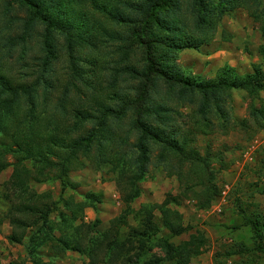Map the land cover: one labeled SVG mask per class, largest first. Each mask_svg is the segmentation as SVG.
I'll use <instances>...</instances> for the list:
<instances>
[{"label":"trees","instance_id":"16d2710c","mask_svg":"<svg viewBox=\"0 0 264 264\" xmlns=\"http://www.w3.org/2000/svg\"><path fill=\"white\" fill-rule=\"evenodd\" d=\"M19 3L27 18L19 33L0 37V61L5 57L19 64L23 55L15 59L14 48L20 44L26 47L37 24L44 31L39 55L32 65L26 66L24 62L21 72L14 71L11 64H0V174L12 169L0 193L5 203L0 207V226L8 221L11 227L8 241L21 244L27 233L34 230L28 237L29 255L43 246L54 255L69 250L82 254L88 259L84 264H129L144 250L149 237L159 232L154 211L159 212L160 223L171 236L182 235L185 232L182 215L165 201L141 206L135 213L139 229H130L128 238L120 237L127 209L110 222L100 238L89 237L91 226L83 221L84 212L101 202L100 194L86 193L81 201L71 196L55 201L50 192L38 193L33 186L53 179L60 182L62 193L75 191L79 184L68 176L69 172L87 166L98 170L109 165L120 199L129 205L140 195L138 183L150 164V144H153L159 148L157 163L165 165L169 176H177L180 185L194 181L191 186L186 185L185 192L204 199L199 209L208 208L218 194L212 184L215 172L210 166L221 158L210 155L208 147L200 155L195 139L200 135H226L229 130L244 126L231 118V92L242 90L249 98H255L264 92V73L259 66H253L251 74L241 76L225 65L213 80L202 83L182 73L174 62L182 50H198L211 42L223 16L239 8L246 9L259 25L263 41L260 53L264 54V0H19ZM58 32L67 43L71 72L76 80L81 79L82 70L74 52L96 47L103 36L122 58L120 63L126 65L130 55L138 51L141 69L126 65L122 71L135 83V96L116 97V103H98L92 109L69 97L65 84L53 106ZM222 37L225 41L231 38L225 32ZM7 47L8 56L3 54ZM160 92L168 101L195 107L186 133L175 124V116L182 118L178 110L165 106L167 100L163 104L155 100ZM58 110L64 114L62 122L57 120ZM66 110L71 112L69 119ZM250 115L257 128L259 123L264 124V111L254 110ZM124 117L130 118L131 131L136 132V140L130 144L112 127L113 120ZM107 142L112 143L109 148ZM121 145L124 147L120 152ZM185 166L189 168L183 175ZM199 170L204 174L201 180L195 178ZM194 186H199L200 192L193 190ZM59 202L63 211L57 206ZM55 212L58 222L50 220ZM244 219L251 227L256 251L264 253L260 221L245 215ZM204 244L203 235L195 232L178 245L162 240L161 249L167 260L189 264ZM158 263L155 259L148 264Z\"/></svg>","mask_w":264,"mask_h":264},{"label":"rangeland","instance_id":"374dc122","mask_svg":"<svg viewBox=\"0 0 264 264\" xmlns=\"http://www.w3.org/2000/svg\"><path fill=\"white\" fill-rule=\"evenodd\" d=\"M26 18V12L19 0H0V37L19 33ZM43 28L37 24L32 31L31 40L25 44L26 47L20 44L14 48L15 59L23 55V60L19 61V64L15 65L14 60L5 57L0 64L6 63L8 66L11 64L14 71L21 72L25 66L24 62L26 66L32 65L33 59L39 55L41 49ZM223 32L229 34L231 38L225 41V37H222ZM55 38L57 60L53 64V69L57 90L54 91L55 94L53 93V106L56 103L55 99L65 90V84L69 97L92 109L98 103L103 105L116 103V97L120 99L123 96L131 98L135 96L133 90L135 83L122 71L126 65L141 69L138 51L130 55V62L126 65L120 63L122 58L113 51L115 48L110 45L108 38L103 36L96 47H85L74 52V56L78 58V67L82 70L81 79L76 80L72 76L65 38L59 32L55 34ZM262 43L259 25L253 21L246 9L239 8L223 16L211 42L200 46L198 50H182L178 53L174 65L185 75H191L202 83L213 80L225 65L241 76L251 74L253 66H259L264 73V54L260 53ZM3 54L8 56V47L3 50ZM56 78L58 81H55ZM81 80L87 85L82 84ZM231 98V118L239 123L243 122L244 126H237L226 135L219 133L200 135L195 139V147L200 155H204L208 147L210 155H218L221 158L220 162L214 161L210 166L215 172L212 184L216 186L218 194L206 209L198 208L203 198L185 192L186 185L191 186L194 181H185L186 183L180 185L177 176H169L165 165L157 163L159 148L153 144H150V164L144 173V179L138 183L140 195L129 205L122 203L116 189L115 175L109 165H103L98 170L87 166L69 172L68 176L79 184L75 191L66 190L62 193L60 182L53 179L36 184L33 189L38 193L50 192L55 201L69 196L75 201H81L86 193L100 194L101 202L96 204L94 209H86L83 218V221L91 226L88 236L93 238H100L109 228L110 222L121 216L126 209L128 215L124 227L120 230V237L128 238L130 229H139V218L135 213L141 206L160 205L167 201L168 207L182 215L185 232L180 236H171L162 227L159 212L154 211V220L159 232L149 237L144 250L129 264H148L155 259L159 261L158 264H176L175 261L166 259L161 249L162 240L178 245L188 240L189 235L195 232L203 235L205 244L200 248L199 254L191 258L189 264H264V253L256 251L251 227L244 219L245 215L252 220L260 221L264 247V128H261L264 124L259 123L260 127L257 128L254 125V118L250 115L254 110L264 111V92L255 98H249L244 91L234 90L231 92ZM155 100L163 104L167 98L160 92ZM165 106L178 110L182 115V118L174 117L175 124L186 133L195 107L168 100L165 101ZM60 111L58 110L56 113L59 114L56 115L57 120L62 122L64 114ZM66 113L69 119L71 112L66 110ZM112 127L117 128L116 134H120V138L129 139V144L136 140V132L131 131L130 118L113 120ZM106 144L107 148L112 145L110 142ZM122 147L124 145L118 148L120 152ZM186 167L189 168L183 167V175L188 171ZM11 172L12 169L8 168L0 174V193L2 184L9 179ZM195 178L200 180L204 178L203 172L200 173L199 170ZM192 188L197 190L196 192H200L201 189L199 186ZM4 205L0 198V207ZM57 206L63 211L60 202ZM50 220L59 221L57 212L50 216ZM33 232L34 230L29 231L21 244L10 243L7 238L10 236L11 227L8 221H5L0 226V264H33V260L37 264L88 262L86 256L75 251L69 250L62 255H54L43 246L29 255L28 237ZM134 253L132 251V254Z\"/></svg>","mask_w":264,"mask_h":264}]
</instances>
